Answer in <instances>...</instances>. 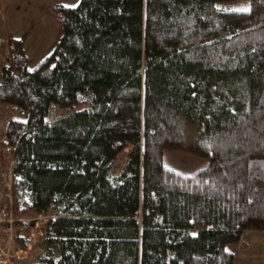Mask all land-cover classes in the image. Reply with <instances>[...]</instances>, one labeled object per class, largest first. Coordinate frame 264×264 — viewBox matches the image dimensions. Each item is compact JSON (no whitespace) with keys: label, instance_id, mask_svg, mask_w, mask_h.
Masks as SVG:
<instances>
[{"label":"trees","instance_id":"obj_1","mask_svg":"<svg viewBox=\"0 0 264 264\" xmlns=\"http://www.w3.org/2000/svg\"><path fill=\"white\" fill-rule=\"evenodd\" d=\"M228 1L57 6L61 37L32 70L7 40L0 103L24 117L3 139L14 214L54 215L41 264H234L225 246L264 231V0ZM181 117L204 124L192 176L162 164Z\"/></svg>","mask_w":264,"mask_h":264},{"label":"rangeland","instance_id":"obj_2","mask_svg":"<svg viewBox=\"0 0 264 264\" xmlns=\"http://www.w3.org/2000/svg\"><path fill=\"white\" fill-rule=\"evenodd\" d=\"M80 0H0V68L4 65V54L8 39H23V51L27 58V67L32 70L47 57L61 37V27L56 20L57 6L75 7ZM226 11L250 8L249 0H233L219 4ZM63 113V112H62ZM61 111L54 110L50 119L55 118ZM9 119L24 120V117L12 107L0 103V170L11 165L12 158L8 154L3 139L6 124ZM182 130L180 134V150H165L162 164L169 171L182 176H192L206 167L205 158L195 156L187 149L204 129L201 121L191 122L181 117ZM126 151L118 156L110 172L114 177L126 160ZM23 208L19 207L21 211ZM53 214L50 209L45 214ZM34 215L16 216L20 219L31 218ZM29 224L21 223L16 232V243L23 247V236L29 232ZM225 250L234 255V264H264V231H245L238 244L228 243ZM57 251L46 242L44 231L41 236H35V245L27 257L20 259L17 264H41V259L56 256Z\"/></svg>","mask_w":264,"mask_h":264},{"label":"built area","instance_id":"obj_3","mask_svg":"<svg viewBox=\"0 0 264 264\" xmlns=\"http://www.w3.org/2000/svg\"><path fill=\"white\" fill-rule=\"evenodd\" d=\"M11 165L0 170V264H17L27 257L35 245V236H41L46 224L54 219L53 214H39L20 219L14 214L12 198ZM29 224V232L23 236V247L16 241L19 225Z\"/></svg>","mask_w":264,"mask_h":264},{"label":"snow or ice","instance_id":"obj_4","mask_svg":"<svg viewBox=\"0 0 264 264\" xmlns=\"http://www.w3.org/2000/svg\"><path fill=\"white\" fill-rule=\"evenodd\" d=\"M66 7H68L67 5H66ZM249 9H247V8H244V9H236V11H248Z\"/></svg>","mask_w":264,"mask_h":264}]
</instances>
